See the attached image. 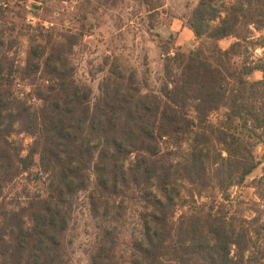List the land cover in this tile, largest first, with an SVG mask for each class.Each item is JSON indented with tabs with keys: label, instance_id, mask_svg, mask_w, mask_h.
<instances>
[{
	"label": "trees",
	"instance_id": "trees-1",
	"mask_svg": "<svg viewBox=\"0 0 264 264\" xmlns=\"http://www.w3.org/2000/svg\"><path fill=\"white\" fill-rule=\"evenodd\" d=\"M213 1H198L187 20L198 46L181 55L177 79L157 94L142 92L135 73L130 72L103 78L98 96L91 101L90 89L77 85L68 69L65 55L73 42L67 43L65 51L60 41L31 40L21 74L24 78L38 75L41 83L33 92L38 105L27 106L13 98L10 90L14 77L7 52L14 41L4 44L0 39V193L35 164V156L38 175L46 180L45 196H34L17 210L0 206V264H66L63 232L75 195L88 191L92 178L88 198L94 216L99 206H106L102 199L113 200L125 192L144 194L147 206L132 243L130 264H264V258L260 262L245 255V233L228 227L231 201L223 194L258 166L249 145L254 131L264 127V103L257 108L228 98L221 84L224 78L244 87V77L254 69L243 60L242 43L248 27L262 15L264 0H241L239 6L224 11L216 24L220 12ZM227 37L234 41L220 48L217 41ZM235 56L242 57L240 66L232 61ZM189 107L194 118L187 114ZM222 109L223 122L211 126L208 117ZM16 129L32 139L24 155L10 140ZM194 131V146L187 158L192 167L186 164L179 180L189 185L190 202L204 193L208 186L199 181L204 169L201 175L200 167L195 168L201 158L195 152L213 140L225 153L217 155L220 182L213 186L221 198L203 210L193 203L197 208L176 218L177 203L168 191L172 190L171 173L160 154V139ZM237 161L240 166L234 170L226 165ZM100 228L99 248L90 262L111 264L115 232ZM260 230L264 233V224Z\"/></svg>",
	"mask_w": 264,
	"mask_h": 264
},
{
	"label": "rangeland",
	"instance_id": "rangeland-1",
	"mask_svg": "<svg viewBox=\"0 0 264 264\" xmlns=\"http://www.w3.org/2000/svg\"><path fill=\"white\" fill-rule=\"evenodd\" d=\"M198 1L0 0V39L4 44L14 41L7 52L14 77L10 82L12 97L27 106L38 105L33 92L41 80L38 75L24 78L21 74L31 40L37 43L44 40L60 41L65 45L64 50H68L65 57L72 79L77 85H85L90 89L91 101L98 96L99 82L108 75L113 77L114 74L135 73L136 83L142 92L157 94L164 86L169 88L177 79L183 64L181 55H187L198 46L187 28V20ZM213 2L220 12L214 22L216 24L224 16V11L231 5L239 6L241 0ZM246 36L247 39L242 43L245 50L243 60L254 69L244 77V87L224 78L221 84L228 98L260 108L264 103V9L257 23L248 27ZM233 41V38L227 37L217 41V45L226 49ZM71 42L73 45L66 50L67 43ZM169 51L172 55L168 54ZM232 61L240 66L242 57L235 56ZM187 114L194 118L190 107ZM222 114L223 109L210 114L208 121L211 126L221 125ZM246 126L249 127V123ZM17 131L10 140L24 155L32 139ZM195 132L160 139V154L171 173L169 188L172 190L168 191L174 193L177 203L176 218L183 212L191 213L193 207L197 208L196 205L202 210L206 209L212 205V200L221 198L220 191L213 189V186L220 182L216 178L219 176L216 173L221 170L217 155L224 157L225 153L221 152L223 146L213 140L198 146L200 153L195 152L201 155L195 168L200 167L201 175L204 169V177L199 181H204L208 186L204 193L200 197L195 196V202H190V196H187L190 187L179 180L185 165L190 164L192 167V162L187 163V158L194 146ZM250 141L249 151L258 166L240 184L229 187L223 194L231 201L228 227L245 233L248 244L245 255L261 262L264 258V233L260 230L264 224V176L261 177L264 166V127L255 130ZM34 160L33 166L20 172L2 188L0 206L5 210H17L34 196H45L46 180L38 175L36 156ZM226 165L234 170L240 166V162ZM93 183L92 178L88 191ZM223 184L229 183L225 181ZM88 191L75 195L70 219L63 232L62 251L66 264H91V258L99 248L98 233L102 226L115 232L116 242L109 253L110 263L130 264L132 243L141 229L146 209L144 206H147L142 198L144 194L125 192L113 200L102 199L108 212L99 206L98 214L94 216L90 212Z\"/></svg>",
	"mask_w": 264,
	"mask_h": 264
},
{
	"label": "built area",
	"instance_id": "built-area-1",
	"mask_svg": "<svg viewBox=\"0 0 264 264\" xmlns=\"http://www.w3.org/2000/svg\"><path fill=\"white\" fill-rule=\"evenodd\" d=\"M169 55H172V52L171 51H169V53H168Z\"/></svg>",
	"mask_w": 264,
	"mask_h": 264
},
{
	"label": "crops",
	"instance_id": "crops-1",
	"mask_svg": "<svg viewBox=\"0 0 264 264\" xmlns=\"http://www.w3.org/2000/svg\"><path fill=\"white\" fill-rule=\"evenodd\" d=\"M182 33V32H181Z\"/></svg>",
	"mask_w": 264,
	"mask_h": 264
}]
</instances>
